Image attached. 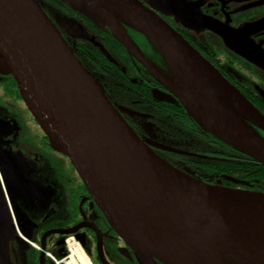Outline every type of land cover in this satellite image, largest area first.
<instances>
[{"label":"water","instance_id":"water-1","mask_svg":"<svg viewBox=\"0 0 264 264\" xmlns=\"http://www.w3.org/2000/svg\"><path fill=\"white\" fill-rule=\"evenodd\" d=\"M61 1L108 27L202 127L264 166L258 131L264 132V114L166 20L140 0H104L108 6ZM127 28L143 35L167 66L162 49L180 63L203 95L211 124L188 109L169 74L142 55ZM0 74L14 78L52 148L70 159L110 225L145 264L154 258L164 264H264V191L204 182L159 157L37 0H0ZM216 95L253 135L228 118Z\"/></svg>","mask_w":264,"mask_h":264},{"label":"flooded vegetation","instance_id":"flooded-vegetation-1","mask_svg":"<svg viewBox=\"0 0 264 264\" xmlns=\"http://www.w3.org/2000/svg\"><path fill=\"white\" fill-rule=\"evenodd\" d=\"M37 1L135 133L166 162L197 179L205 177L204 164L213 158L216 141L195 126L177 96L108 27L61 0ZM140 1L264 114V93L246 85L231 58L209 51L191 35L188 24L208 20L219 0ZM127 33L155 68L170 73L139 33L130 28ZM210 177L248 189L244 180ZM75 249L88 264H145L110 225L70 159L52 148L14 78L0 74V264H83ZM149 264L164 263L154 258Z\"/></svg>","mask_w":264,"mask_h":264},{"label":"rangeland","instance_id":"rangeland-1","mask_svg":"<svg viewBox=\"0 0 264 264\" xmlns=\"http://www.w3.org/2000/svg\"><path fill=\"white\" fill-rule=\"evenodd\" d=\"M206 16L188 24L191 35L209 51L231 58L246 85L264 93V35H258L264 31V0H219L216 12Z\"/></svg>","mask_w":264,"mask_h":264},{"label":"trees","instance_id":"trees-1","mask_svg":"<svg viewBox=\"0 0 264 264\" xmlns=\"http://www.w3.org/2000/svg\"><path fill=\"white\" fill-rule=\"evenodd\" d=\"M139 35L141 34L139 33ZM141 36L148 43V45L151 46L146 38L143 35ZM151 48L153 49L152 46ZM153 50L155 51V49ZM182 107L184 108L183 105ZM187 115L191 121L195 123V126L198 129L205 131L213 140L216 141L212 150L213 158L207 160V163L204 164L206 169L203 171V176L205 177L200 180L211 184L223 185V183H220L221 181H216L210 176H225V179L230 182H235L232 180L233 178L244 180L247 183L245 185L250 190L264 191V166L262 164L213 135L210 131L202 127L192 116H190L188 112ZM259 133L264 136V133L261 131H259Z\"/></svg>","mask_w":264,"mask_h":264},{"label":"bare ground","instance_id":"bare-ground-1","mask_svg":"<svg viewBox=\"0 0 264 264\" xmlns=\"http://www.w3.org/2000/svg\"><path fill=\"white\" fill-rule=\"evenodd\" d=\"M105 5L104 0L100 1ZM105 6H108L107 4ZM108 8V7H107ZM164 55L168 60V67H169V78L173 82L174 86L176 87L178 93L182 96L184 101L187 103L188 109L198 118H200L206 124H211L209 121V113H208V106L204 100L203 95L200 93L198 89H196L195 84L191 82L187 73L184 71L183 67L180 65L178 61L171 58L164 49H162ZM214 94L213 90H211ZM215 95V94H214ZM220 108L224 111V113L231 119L233 122L235 121L239 124L242 128L247 130L253 135L252 130L244 123L242 118L238 116L227 104L224 100H222L218 95L215 96ZM78 254L80 261L83 264H88L83 255L80 251L74 250Z\"/></svg>","mask_w":264,"mask_h":264}]
</instances>
